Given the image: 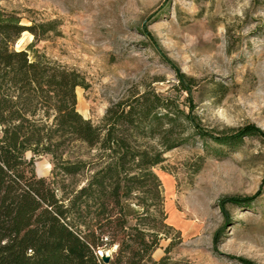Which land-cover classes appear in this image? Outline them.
I'll return each instance as SVG.
<instances>
[{
	"label": "rangeland",
	"instance_id": "rangeland-1",
	"mask_svg": "<svg viewBox=\"0 0 264 264\" xmlns=\"http://www.w3.org/2000/svg\"><path fill=\"white\" fill-rule=\"evenodd\" d=\"M0 6L19 11L26 24L28 15L57 21L60 32L35 47L85 76L89 87L76 88L77 108L94 123L113 102L153 87L204 127L254 125L264 134V0H0ZM33 40L25 31L15 47ZM182 74L195 78L191 91L180 89ZM176 131L188 140L155 167L162 198L134 193L130 223L160 229L156 259L172 242L174 264H264V135L228 148L187 122ZM89 152L85 145L74 149L97 153ZM36 170L53 177L50 156L37 157ZM89 174L75 180L84 184ZM234 196L251 202L233 204ZM107 250L112 256L117 246Z\"/></svg>",
	"mask_w": 264,
	"mask_h": 264
},
{
	"label": "trees",
	"instance_id": "trees-1",
	"mask_svg": "<svg viewBox=\"0 0 264 264\" xmlns=\"http://www.w3.org/2000/svg\"><path fill=\"white\" fill-rule=\"evenodd\" d=\"M24 17L0 6V264H174L172 242L166 255L154 257L160 229L130 223L129 199L147 191L162 198L155 167L166 151L187 142L176 131L179 121L228 148L264 134L254 125L204 127L191 110L153 87L113 102L94 123L77 108L76 88L89 87L85 76L35 47L60 32L57 21L28 15L26 24ZM25 31L34 40L17 49ZM179 80L180 89L188 91L196 82L186 74ZM81 145L89 155L97 153L75 155ZM42 155L50 156L53 177L37 172L36 158ZM87 171L86 182L79 184L75 179ZM228 201L251 202L236 196ZM115 245L111 260L104 262L100 252ZM242 264L256 263L242 259Z\"/></svg>",
	"mask_w": 264,
	"mask_h": 264
},
{
	"label": "water",
	"instance_id": "water-1",
	"mask_svg": "<svg viewBox=\"0 0 264 264\" xmlns=\"http://www.w3.org/2000/svg\"><path fill=\"white\" fill-rule=\"evenodd\" d=\"M104 262L108 263L111 260V254L109 252L103 253L100 252Z\"/></svg>",
	"mask_w": 264,
	"mask_h": 264
}]
</instances>
